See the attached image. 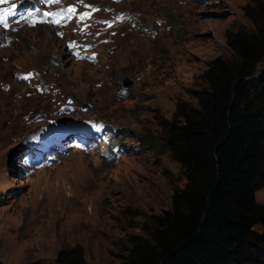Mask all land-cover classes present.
I'll return each instance as SVG.
<instances>
[{
  "label": "rangeland",
  "instance_id": "374dc122",
  "mask_svg": "<svg viewBox=\"0 0 264 264\" xmlns=\"http://www.w3.org/2000/svg\"><path fill=\"white\" fill-rule=\"evenodd\" d=\"M24 1L0 0V264H123L186 183L161 124L264 0H35L11 30Z\"/></svg>",
  "mask_w": 264,
  "mask_h": 264
},
{
  "label": "trees",
  "instance_id": "16d2710c",
  "mask_svg": "<svg viewBox=\"0 0 264 264\" xmlns=\"http://www.w3.org/2000/svg\"><path fill=\"white\" fill-rule=\"evenodd\" d=\"M258 16L257 34H227L236 60L215 59L196 103L179 102L161 124L186 183L123 264H264V8ZM58 264L84 260L74 249Z\"/></svg>",
  "mask_w": 264,
  "mask_h": 264
},
{
  "label": "snow or ice",
  "instance_id": "6c2138e0",
  "mask_svg": "<svg viewBox=\"0 0 264 264\" xmlns=\"http://www.w3.org/2000/svg\"><path fill=\"white\" fill-rule=\"evenodd\" d=\"M43 2L44 3H47V4H58V3H60V0H43ZM67 11L69 12V13H74V8H68L67 9ZM44 15L45 16H51L52 14L51 13H48V12H45L44 13ZM59 15H61V16H63L64 14L63 13H60ZM84 17L83 16H81L80 17V19H83ZM0 23H3V21H0ZM53 23H58V21H53ZM109 27H111L112 25H108ZM70 47H71V45H70ZM24 79H27V77H23Z\"/></svg>",
  "mask_w": 264,
  "mask_h": 264
},
{
  "label": "water",
  "instance_id": "95a60500",
  "mask_svg": "<svg viewBox=\"0 0 264 264\" xmlns=\"http://www.w3.org/2000/svg\"><path fill=\"white\" fill-rule=\"evenodd\" d=\"M129 86H131V83L130 82H127L126 83V88L129 87Z\"/></svg>",
  "mask_w": 264,
  "mask_h": 264
},
{
  "label": "bare ground",
  "instance_id": "6f19581e",
  "mask_svg": "<svg viewBox=\"0 0 264 264\" xmlns=\"http://www.w3.org/2000/svg\"><path fill=\"white\" fill-rule=\"evenodd\" d=\"M34 9V8H33ZM28 18V17H27Z\"/></svg>",
  "mask_w": 264,
  "mask_h": 264
}]
</instances>
